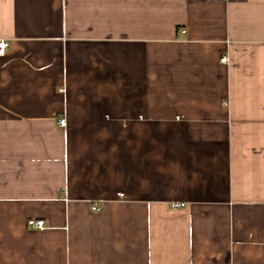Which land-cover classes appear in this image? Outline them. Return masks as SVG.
<instances>
[{"label": "crops", "instance_id": "crops-1", "mask_svg": "<svg viewBox=\"0 0 264 264\" xmlns=\"http://www.w3.org/2000/svg\"><path fill=\"white\" fill-rule=\"evenodd\" d=\"M0 40V264H264V0H0Z\"/></svg>", "mask_w": 264, "mask_h": 264}, {"label": "built area", "instance_id": "built-area-1", "mask_svg": "<svg viewBox=\"0 0 264 264\" xmlns=\"http://www.w3.org/2000/svg\"><path fill=\"white\" fill-rule=\"evenodd\" d=\"M185 30H182V33H184ZM9 43L6 40H0V55H4L6 54L7 48H8ZM221 62L224 64H228L229 63V58L228 56H224L221 58ZM59 124L62 127H65L67 125V120L66 117L63 116L60 118L59 120ZM121 196H123V194H121ZM184 204H175L176 207L179 206H183ZM94 209H96V207H94ZM28 225L33 227V228H38V229H44L45 228V221L42 219H30L28 221Z\"/></svg>", "mask_w": 264, "mask_h": 264}]
</instances>
